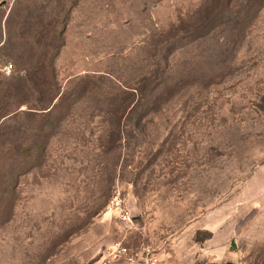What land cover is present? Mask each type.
Listing matches in <instances>:
<instances>
[{
	"label": "rangeland",
	"instance_id": "obj_1",
	"mask_svg": "<svg viewBox=\"0 0 264 264\" xmlns=\"http://www.w3.org/2000/svg\"><path fill=\"white\" fill-rule=\"evenodd\" d=\"M220 1L0 0V264H264V5ZM50 19L59 107L5 119Z\"/></svg>",
	"mask_w": 264,
	"mask_h": 264
},
{
	"label": "trees",
	"instance_id": "obj_2",
	"mask_svg": "<svg viewBox=\"0 0 264 264\" xmlns=\"http://www.w3.org/2000/svg\"><path fill=\"white\" fill-rule=\"evenodd\" d=\"M233 1L234 0H226V2L225 0L220 1L219 10L221 14L219 15V17L221 25L227 23L230 18L231 20L235 21V16L233 17L232 14L226 15L227 11L223 12V10H225L226 8L228 11H233ZM247 1V10H250L252 8L254 9V11H257L261 6L264 5V0ZM11 15H8L6 19L7 23H9L10 17H12ZM64 21L65 19L61 18L57 22ZM55 22V19H50L47 20V24L41 22L39 23L38 20L30 21L27 24L24 23L25 26L23 24V26L26 28V32H21V35H25L23 36V38L25 39L26 44H28V49L26 50V52H20L18 56L21 60L30 61L34 64L32 75L34 79H32L31 81L34 85H37L38 81L42 85L39 88L40 96L37 99L39 105L30 106L28 110L20 109L21 105L28 104L30 100L28 92L30 91L32 86L28 85L27 82H22L21 77H18L7 84L6 95H8L9 100L6 102V105L8 106L10 101L18 102L15 104L14 109L8 107L6 108L5 113L2 114V117L4 116L5 119L16 118L22 113L27 114L32 112H42L43 115L50 117V115L55 113L56 109H58L59 103L62 100L64 93L61 91V87L58 86L57 83H55L56 71H54L55 66L53 60L56 54L55 48L57 47L56 37L59 33V29L57 28V26H55ZM236 22L238 23L239 20L237 19ZM2 41L3 38L1 37L0 44L2 43ZM40 43H45V45H43L41 49L38 48L39 45H35ZM54 86L55 90L53 89Z\"/></svg>",
	"mask_w": 264,
	"mask_h": 264
},
{
	"label": "built area",
	"instance_id": "obj_3",
	"mask_svg": "<svg viewBox=\"0 0 264 264\" xmlns=\"http://www.w3.org/2000/svg\"><path fill=\"white\" fill-rule=\"evenodd\" d=\"M15 69L14 62L5 57H0V71L5 74H10ZM110 208L117 211L120 218L125 222H132L133 216L129 208L126 206L121 194L115 193L110 201ZM114 249V257H124L131 263L138 261L139 253L131 252L130 248L122 243H118ZM146 262L148 264H155L157 261L156 256L153 254L152 249H145ZM103 264H110L108 261H103Z\"/></svg>",
	"mask_w": 264,
	"mask_h": 264
}]
</instances>
